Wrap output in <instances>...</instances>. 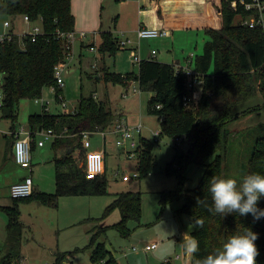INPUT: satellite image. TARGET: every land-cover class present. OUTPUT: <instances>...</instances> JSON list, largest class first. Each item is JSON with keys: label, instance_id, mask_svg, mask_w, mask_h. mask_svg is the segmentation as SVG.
<instances>
[{"label": "trees", "instance_id": "trees-1", "mask_svg": "<svg viewBox=\"0 0 264 264\" xmlns=\"http://www.w3.org/2000/svg\"><path fill=\"white\" fill-rule=\"evenodd\" d=\"M243 1L220 0L221 26L205 28L209 38L193 63L201 81L200 96L188 105L183 99L189 90L182 68L150 57L138 62L137 71L124 74L111 71L104 58L115 54L119 49V40L110 30L99 31L97 40L85 46L96 45L103 61L98 79L105 85H127L136 81L142 91L152 93L148 99V113L159 117L158 135L173 139L176 145V152L167 163L166 173L174 175L177 184L172 190L160 192L159 203L163 209L180 202L175 207L178 215L187 213L191 223L193 217L203 220V228H191L190 231V235L199 242L197 256L214 253L229 236L250 228L259 237L255 241L259 251L257 264H264V218L253 222L251 214L221 216L198 207L194 198H207L211 206V178L233 179L226 174L229 148L240 132L237 129L233 134L232 125L236 128L241 118L264 109V21L253 27L245 23L249 17L257 19L258 11L245 7L244 3L250 0ZM0 15H28L32 23L39 22L43 28V34L38 35L35 41L27 40L24 47L20 46L17 36L0 44V87L4 94L1 109L10 118L13 127L19 101L40 97L45 87L55 85V66L65 60L67 53L64 40L57 38L56 34L58 31H73L75 17L71 0H0ZM94 94L81 95L74 112L49 113L44 108L42 113L28 117L31 149L38 131L51 129L54 133L51 147L55 155V191L33 192L28 197L13 198L9 206H0L8 214L6 238L0 242L3 260L21 256L22 224L18 202L36 200L51 205L60 196L107 193L105 171L92 177L85 173L87 152L82 133L106 131L122 116L116 114L107 96L100 99ZM240 134L247 136L252 143L244 176L236 178L238 186L251 173L264 175V122L244 127ZM182 144L187 145L186 150L181 148ZM152 145V139L141 138L137 177L148 174L156 162ZM189 164L202 168L197 185L191 189L185 188L187 177L184 172ZM257 207L264 209V196L260 197ZM116 210L120 214L117 222L109 225L96 222L92 227L93 235L88 245L89 264H120L105 243L97 241V238L109 228L117 230L122 237L131 234L129 221L139 222L141 218V192L127 190L115 193L99 219H105ZM71 253L56 252L53 264H64ZM159 264L174 263L166 259Z\"/></svg>", "mask_w": 264, "mask_h": 264}, {"label": "rangeland", "instance_id": "rangeland-1", "mask_svg": "<svg viewBox=\"0 0 264 264\" xmlns=\"http://www.w3.org/2000/svg\"><path fill=\"white\" fill-rule=\"evenodd\" d=\"M74 2L78 20L79 18L82 20L86 18V10L93 3L98 9H96L97 13L101 12L102 14L104 27H110L112 30L114 26L111 19L115 15H119V18H117L119 25L131 24L132 15H135L136 7L134 2L130 0H102L99 5L97 0H74ZM4 19L13 22L16 30L23 31L26 29L22 15L16 17L0 15V29ZM250 19L251 17L247 18V20ZM82 30L86 32V37L82 42L88 43L96 37L95 32L86 29H76V32ZM204 41H200L198 48L194 43L192 51L196 54L201 53ZM80 42V39H76L74 42L73 57L70 62L74 60L75 55L78 56ZM83 51H85L83 52L84 59L90 60L92 64L102 65L103 61L98 50L90 51L87 48ZM129 53L128 50L119 48L114 55H106L104 61L111 71L125 72L132 70V68L138 70V65L135 64V67H133ZM77 56L75 60H77ZM96 73V70L94 73V69L86 64L83 65L81 70L77 67L70 74L67 73L66 68L63 70L64 85L61 93L67 103L66 109L71 110L74 106L77 107L81 95H88L96 87L98 91L101 90L102 81L99 80L96 84L92 79V74ZM134 87L136 93L133 94ZM120 88L118 86V90ZM128 93L127 99L117 98L112 107H119V110L125 113L123 123L127 127L131 128L141 124L142 135L152 139V154L156 157L152 170L143 177H132L129 181H122V174L127 172L133 174V172L138 171L137 159L128 158L122 149L116 145V133H106L105 137L100 133H89L86 137L88 150H105L107 193L101 195L84 194L78 197L61 196L58 207H51L52 205H44L33 200L28 203L18 202L22 224L20 247L25 264H53L56 252H72L68 255L66 261L70 264H89L90 248L88 245L93 235L92 226L96 222L100 225H109L119 220L118 210L103 220L99 218L102 217L106 206L114 199L115 193L127 190L141 192L142 210L139 222L129 221L128 227L132 232L127 237H122L117 230L109 228L105 234L97 238V241L104 242L120 264H159L167 258L174 264L185 262L181 244L184 234L188 233L190 235L192 228L189 226L191 224L190 216L187 213L178 215L175 212V207L180 205V202L163 209L159 203L160 192L162 190H172L177 184L176 177L166 173L167 163L175 154L176 145L174 140L167 136H158V140L155 141L154 133L159 131L160 120L158 116L148 113L150 92L142 91L134 83ZM40 97L48 101L47 109L50 113L63 111L61 103L57 101L55 92L51 91V87H45ZM47 104L45 105L47 106ZM247 106L249 105L243 107ZM249 115H252V117L247 118L248 121L244 127L264 122V109ZM234 126L232 125L233 134L237 129L241 133V129L244 128H238L239 126L234 128ZM240 133L238 136L236 135L237 137L234 138L229 148V166L226 169L227 177L234 180L239 176H244L245 164L252 143L251 139H248L247 136L243 137ZM181 148L186 150L187 145L182 144ZM184 174L187 177L185 188L191 189L197 185L202 174V168L189 164ZM45 181L47 183V180ZM73 211H78L83 215L80 220L74 218L75 223L68 220ZM7 221L8 214L0 209V240L2 241L6 238ZM151 241L157 243V248L149 251L143 250V246ZM133 246L137 248L136 251L132 249ZM175 254L181 255V257L176 259Z\"/></svg>", "mask_w": 264, "mask_h": 264}, {"label": "crops", "instance_id": "crops-1", "mask_svg": "<svg viewBox=\"0 0 264 264\" xmlns=\"http://www.w3.org/2000/svg\"><path fill=\"white\" fill-rule=\"evenodd\" d=\"M101 1L102 0H97V4L99 5ZM130 1H133L136 7L135 15L134 16L132 15L131 18V22H130L131 24L119 25L117 21L119 15H115L111 19L112 24L114 26L112 30L110 27L108 28L104 27L102 22L103 17L101 16L102 14L101 12L97 13L96 11L97 8L93 3L92 6L86 10V18L84 20L79 18L78 20L76 8H75V2L74 0H71L72 13L75 17L74 30L76 31V29L77 30L86 29L88 31H92L93 33L95 32L96 37L93 38L94 41L97 40L99 31L110 30L115 36H117L118 40L130 39L131 43H129L126 50L130 52L131 49H134L137 52L138 58L140 60L153 57L158 59L159 61L171 63L175 66V68H182L184 70L186 68L194 69L193 67L194 59L200 53L198 54L194 53V51H192V45L195 43L196 47L198 48L200 41L205 40L204 41L205 43L208 40L209 36L205 32V28L208 27L219 28L221 26V17L219 10L220 0H130ZM6 20L7 19H4L3 22ZM3 22L1 25L2 27L0 29V32L5 30L3 26ZM140 26L164 27L169 30V34L167 36H161L156 38H138L137 29ZM145 39L148 40L146 41ZM85 44L87 43H84L82 41L80 42L78 48V56L75 55L74 53L75 55L74 60L72 62L70 61L68 62V65L66 66V70L68 74L74 72L77 67H79L81 70L84 64L92 67V63L90 62V60L84 59L83 52L85 51H83V49H87ZM152 50H155L156 52L154 56H151ZM76 54H77V48H76ZM129 54H130V59L133 63L132 65L133 67H135V64L138 65V62L135 61L133 57H131V53ZM76 56H77V60H75ZM99 66L100 65H97L96 68L92 67L94 69V73L95 70L97 72L94 75L92 74V79L95 81L96 84L99 81L98 79ZM130 71H137V70L132 68V70ZM130 71L119 72V73L124 74ZM1 81H2V75L0 74V82ZM134 83L138 85L136 81L130 82L127 85L117 84V85H108V86L102 82L101 90L98 91L96 87L94 91H92L91 93L97 92L98 94L96 93V97L100 99H103L104 97L107 96L111 102V105H113V102L117 98L118 99L128 98V94H129L128 91ZM118 86L121 87L119 90H118ZM51 91L53 90L51 89ZM134 93H136L135 87L133 88V94ZM151 95L152 93L150 92V96ZM33 101L34 100L31 99L30 100L21 99L19 101L17 117L13 127H12L13 123L10 120V118H8L5 112L0 108V110H2V112H0V206L2 207L9 206L12 204L13 198L10 195V186L13 183L20 181L27 176H31L33 179L34 193L37 192L53 193L55 191V163H54L55 155L51 147L52 138L45 140L42 145H39L38 141L41 139V137L37 135L34 145L31 149V164L29 167L19 166L13 159V142L16 137L15 132L19 130L20 131L19 135L25 136L26 132L28 131L30 132L28 117L31 114L42 113L43 109L45 108L44 104ZM46 107H48V104ZM73 108L76 107L74 106ZM114 109L117 115H121L122 119L125 118V113L123 111H120L119 107L118 108L115 107ZM47 111L49 112L48 109ZM56 113H60V112L57 111ZM251 117L252 115H247L242 119H240L238 122V125L240 124L239 127H244L246 122L248 121L247 118H251ZM142 138H147V137L142 135ZM85 141H86V146H85L86 152L91 151L88 150L87 148L88 142L86 138ZM45 180H47V183ZM69 196L78 197L79 195H69ZM60 198L61 196L58 198L55 204H51L52 205L51 207H58V202H60ZM18 209H19V205H18ZM72 213L73 214L68 219L69 222L71 223H75L74 218L77 219L79 218L80 220L83 216L78 211H73ZM0 242H2V240H0ZM155 248H157V246ZM180 257L181 255L175 254L176 259ZM64 264H70V263L65 262Z\"/></svg>", "mask_w": 264, "mask_h": 264}, {"label": "built area", "instance_id": "built-area-1", "mask_svg": "<svg viewBox=\"0 0 264 264\" xmlns=\"http://www.w3.org/2000/svg\"><path fill=\"white\" fill-rule=\"evenodd\" d=\"M244 2L243 0H241ZM235 5V3H232ZM245 7L247 9H255L258 11V18L251 17L250 20L244 21L247 23L250 27L255 26V24L261 23L263 24L264 21V1L263 0H250L249 2L244 3ZM23 22L26 24L25 30H16L14 23L6 20L3 22V26L5 28L4 31L0 32V44H4L5 42L13 40V37L17 36L19 38L20 46L24 47L27 40L35 41L38 37V35L43 34V28L39 22L32 23L30 21V18L28 15H22ZM169 34V30L164 27H149V26H140L137 29V36L138 38H156L161 36H167ZM56 37L59 39L64 40V46L67 50L65 60L59 62L55 66L54 71V79H55V85L50 86L53 92H55V96L57 98V101L61 103V106L63 108L62 112L69 113L74 112V109L68 110L67 103L65 102L64 97L62 96V88L64 85L63 80V70L68 65V62L73 57V44L76 41V39H80L82 41L86 37L85 31H79L76 32L75 30L70 32H57ZM94 41V40H93ZM131 43L130 39H121L118 42V47L121 49H126ZM90 51H96L97 47L96 45H90L88 47ZM131 57L134 58L135 61L139 62L140 59L138 58L137 52L134 49H131L130 51ZM155 50L151 51V56L155 55ZM93 68L97 67V64H92ZM184 74L186 76L187 80V87L189 90V93L183 97L185 104H190L192 102H195L199 96H200V89H201V81L198 79V74L195 71V69L186 68L183 70ZM96 97V94H94ZM3 90L0 87V108L3 106ZM35 102L44 104L45 109L47 110V107L45 104L48 103L47 100L42 99V97H37L34 99ZM157 108L159 105L156 106ZM19 131V130H18ZM15 132L16 137L13 142V159L14 161L22 167H29L31 164V141L32 137L30 132H26L25 136H20L19 132ZM106 133H116V145L122 149L124 154L132 159L136 158L137 162L139 159V155L141 152V138H142V129L141 124H138L135 127H127L126 124L123 123V119H119L112 128L100 132L103 136H105ZM89 133L83 132V145L86 146L85 138L87 137ZM159 131H156L154 133L155 141L158 140ZM37 135L41 137V139L38 141L39 145H42L45 140L53 138L54 133L51 129L47 130H40L37 132ZM84 170L88 177L101 175L105 171V155L104 150L102 149H96L87 151L85 163H84ZM138 171L133 172V174L124 173L122 174V181H129L132 177H137ZM33 179L31 176H27L24 179L17 181L13 183L10 186V195L12 198H23L28 197L33 194ZM157 246L156 242L147 243L143 246V250L149 251L154 249ZM134 251L137 250L135 246L132 247ZM0 264H25L24 257L21 255L19 258L11 259L9 261L3 260L2 256L0 254Z\"/></svg>", "mask_w": 264, "mask_h": 264}, {"label": "clouds", "instance_id": "clouds-1", "mask_svg": "<svg viewBox=\"0 0 264 264\" xmlns=\"http://www.w3.org/2000/svg\"><path fill=\"white\" fill-rule=\"evenodd\" d=\"M209 192L211 206L207 198L194 197L198 207H204L209 212L226 216L236 213L239 216L253 217V222L264 218V209L257 207L260 197L264 196V175L251 173L244 177L238 186L234 179L212 177ZM193 228H203V220L192 218L189 225ZM258 234L247 228L243 233L228 237L221 248L204 257H198L199 242L196 237L185 233L181 246L184 249L189 264H257L259 255L255 241Z\"/></svg>", "mask_w": 264, "mask_h": 264}, {"label": "water", "instance_id": "water-1", "mask_svg": "<svg viewBox=\"0 0 264 264\" xmlns=\"http://www.w3.org/2000/svg\"><path fill=\"white\" fill-rule=\"evenodd\" d=\"M198 123V121L196 122V124ZM182 253H183V258H184V261L185 262H183L182 264H187V258H186V256H185V253H184V249H183V247H182Z\"/></svg>", "mask_w": 264, "mask_h": 264}]
</instances>
